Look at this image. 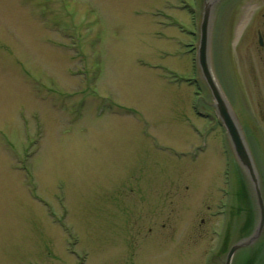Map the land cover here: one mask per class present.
<instances>
[{"label":"rangeland","instance_id":"rangeland-1","mask_svg":"<svg viewBox=\"0 0 264 264\" xmlns=\"http://www.w3.org/2000/svg\"><path fill=\"white\" fill-rule=\"evenodd\" d=\"M210 1L0 0V264H204L228 149L197 62ZM256 2L212 10L233 111Z\"/></svg>","mask_w":264,"mask_h":264},{"label":"flooded vegetation","instance_id":"flooded-vegetation-1","mask_svg":"<svg viewBox=\"0 0 264 264\" xmlns=\"http://www.w3.org/2000/svg\"><path fill=\"white\" fill-rule=\"evenodd\" d=\"M256 1L258 18L251 28L248 41L240 51L242 60L235 72L240 87L244 88L246 97L245 99L241 97V104L237 110L234 109L232 112L238 130L252 158L258 187L264 203V0ZM221 126L224 129L227 141L228 149L225 150L227 167L224 171L223 185L220 191L222 200L217 208L208 207V212L209 220L222 217L223 223L221 232H218L214 227L209 229V234L212 235L214 240H211L204 257V264H227L232 248L250 239L255 234L261 219L254 183L240 164L228 131L222 124ZM257 209L259 212L257 214L259 216L258 222L255 220ZM151 223L153 222L150 219L143 225V227L145 225L148 227L149 232H152ZM204 223L205 221H203ZM209 223L212 226L211 221ZM144 232L145 230L142 227L133 230L135 235L142 237L143 243L148 242L150 236V234L146 232L144 234ZM159 237H162V235L159 234ZM137 247L139 246L135 245L131 250L133 256L131 259L134 262H137L134 259L135 253H140V247ZM243 250L251 252L250 258L253 256L244 264H264V229L253 244L236 252L232 264L239 262L237 256ZM195 263H197L196 260Z\"/></svg>","mask_w":264,"mask_h":264},{"label":"water","instance_id":"water-1","mask_svg":"<svg viewBox=\"0 0 264 264\" xmlns=\"http://www.w3.org/2000/svg\"><path fill=\"white\" fill-rule=\"evenodd\" d=\"M217 3V0H212L206 3L203 18L200 26V43L198 50V66L201 71L202 78L204 79L208 89L211 92V95L214 99V106L216 108L217 116L220 119L221 123L224 125L228 131L230 141L236 153V156L242 165V167L247 171L254 183V189L258 196V205L260 209V223L256 229L255 234L248 239L247 241L234 246L229 253L227 264H232V260L236 252L243 248L253 244L261 235L264 229V203L261 198L260 190L258 187L255 168L250 156V153L246 147L244 140L238 130L236 120L234 118L233 112L224 97L223 92L221 91L216 79L211 70L210 56H209V39H210V22L212 17L213 6Z\"/></svg>","mask_w":264,"mask_h":264}]
</instances>
